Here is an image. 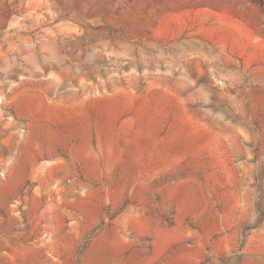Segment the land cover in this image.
I'll list each match as a JSON object with an SVG mask.
<instances>
[{
	"label": "rangeland",
	"instance_id": "374dc122",
	"mask_svg": "<svg viewBox=\"0 0 264 264\" xmlns=\"http://www.w3.org/2000/svg\"><path fill=\"white\" fill-rule=\"evenodd\" d=\"M0 264H264V0H0Z\"/></svg>",
	"mask_w": 264,
	"mask_h": 264
}]
</instances>
